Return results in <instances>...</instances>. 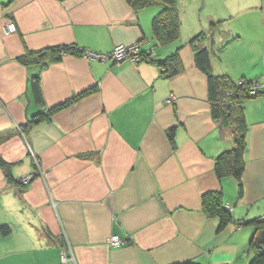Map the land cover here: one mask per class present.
Instances as JSON below:
<instances>
[{
  "label": "crops",
  "instance_id": "obj_1",
  "mask_svg": "<svg viewBox=\"0 0 264 264\" xmlns=\"http://www.w3.org/2000/svg\"><path fill=\"white\" fill-rule=\"evenodd\" d=\"M177 4L179 37L162 46L152 38L154 10L125 0H0V158L9 166V176L0 168V264H63L62 254L66 264L253 259V221L264 216V0ZM7 19L16 26L8 35ZM134 43L152 47L155 61L177 50L175 73L145 59L65 54L41 70L18 61L52 46L109 54ZM199 47L212 74L261 90L243 102L241 195L234 179L213 171L234 134L211 116L207 78L193 59ZM36 73L40 101L29 89ZM208 191H221L232 218L221 231L202 212ZM114 235L124 244L110 246Z\"/></svg>",
  "mask_w": 264,
  "mask_h": 264
},
{
  "label": "trees",
  "instance_id": "obj_2",
  "mask_svg": "<svg viewBox=\"0 0 264 264\" xmlns=\"http://www.w3.org/2000/svg\"><path fill=\"white\" fill-rule=\"evenodd\" d=\"M134 11H138L148 6H157L158 9L151 19V33L156 45H167L176 41L179 37L180 18L177 0H125ZM201 33L193 36L189 42H195ZM83 48H78L75 45H60L47 47L39 51H27L18 57V61L23 65L38 66L39 70L46 67L51 62L61 59L65 54L81 55ZM139 54L141 59L150 62H156L162 68V74L166 77L175 73V68L178 64L177 50L171 55L165 57L160 61L154 60L153 49L139 47ZM193 59L196 67L200 69L207 78L208 98L210 100L211 116L218 120L224 127H230L234 134L233 145L231 148L222 151L214 158L213 171L219 181L224 178H232L236 181L238 187V194L242 193V175L244 172V153L246 150V131L247 126L244 120V106L245 99L255 97L261 94V90H256L255 94H250L251 86L257 84L255 81L240 79L239 81H232L226 75H214L210 69L209 53L205 47L194 49ZM172 69L168 72L167 67ZM174 67V68H173ZM170 74V75H169ZM29 89L33 93L36 101L41 100L39 90V75L32 74L29 77ZM50 110L45 113L34 115L28 121H40L47 119ZM171 133H168L170 135ZM0 168L4 171L6 176H9V166L4 160L0 158ZM202 212L210 217H216L218 220L217 230H223L232 218L222 203L221 191H208L202 194L201 197ZM238 225L245 223L240 221ZM256 226V231L250 245L254 244V240L260 231H264V219L262 217L253 221ZM3 234L5 231L2 232ZM179 264H194L192 262H185ZM249 264H264V244L258 248L257 253Z\"/></svg>",
  "mask_w": 264,
  "mask_h": 264
},
{
  "label": "built area",
  "instance_id": "obj_3",
  "mask_svg": "<svg viewBox=\"0 0 264 264\" xmlns=\"http://www.w3.org/2000/svg\"><path fill=\"white\" fill-rule=\"evenodd\" d=\"M16 31V26L11 19H7L2 26V32L4 34H12ZM140 43H134L129 45H117L113 48V50L109 54H96L88 51H84L81 56L84 58H96L102 61H110L114 64H119L121 61L128 60L132 63H137L141 58L139 54ZM258 89V85L255 84L251 86L249 93L255 94ZM30 181V177L27 176L24 178L23 182L26 183ZM264 219V216H262ZM108 244L112 247H118L124 244L122 240L118 238V236H111L108 240ZM63 264H66L67 257L65 254L61 256Z\"/></svg>",
  "mask_w": 264,
  "mask_h": 264
},
{
  "label": "water",
  "instance_id": "obj_4",
  "mask_svg": "<svg viewBox=\"0 0 264 264\" xmlns=\"http://www.w3.org/2000/svg\"><path fill=\"white\" fill-rule=\"evenodd\" d=\"M254 244L258 248L261 247V244H264V231L258 232V234L254 240Z\"/></svg>",
  "mask_w": 264,
  "mask_h": 264
},
{
  "label": "rangeland",
  "instance_id": "obj_5",
  "mask_svg": "<svg viewBox=\"0 0 264 264\" xmlns=\"http://www.w3.org/2000/svg\"><path fill=\"white\" fill-rule=\"evenodd\" d=\"M147 9H145V10H154V14L156 13V11H157V9H158V7L157 6H155V7H146Z\"/></svg>",
  "mask_w": 264,
  "mask_h": 264
}]
</instances>
